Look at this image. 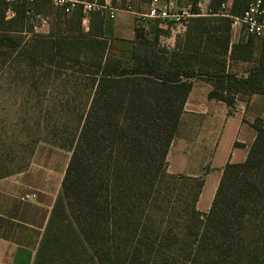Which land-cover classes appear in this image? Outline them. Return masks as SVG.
<instances>
[{"label": "trees", "instance_id": "obj_1", "mask_svg": "<svg viewBox=\"0 0 264 264\" xmlns=\"http://www.w3.org/2000/svg\"><path fill=\"white\" fill-rule=\"evenodd\" d=\"M251 1L234 0L229 15H242ZM223 3L210 0L212 14ZM36 4L0 0L3 47H17L15 33H23L20 27L10 34L6 11L20 22ZM100 15L90 26L97 40L103 38ZM189 21L172 48L142 38L154 22L135 25L129 57L99 62L33 264H264V118L251 124L256 137L246 160L224 167L208 212L196 209L203 176L167 172L166 156L193 80L209 84L208 98L224 103L229 113L237 101L264 95L263 43L252 37L232 43L228 17ZM233 63L250 67L237 75Z\"/></svg>", "mask_w": 264, "mask_h": 264}, {"label": "rangeland", "instance_id": "obj_2", "mask_svg": "<svg viewBox=\"0 0 264 264\" xmlns=\"http://www.w3.org/2000/svg\"><path fill=\"white\" fill-rule=\"evenodd\" d=\"M34 1L39 4L33 7V15H26L20 22L14 20L10 9L5 14L6 22L13 21L8 28L10 34L20 27L23 33H15L21 40L13 49L0 43V181L23 175L40 179L39 188L52 193L60 189L59 181L71 156L70 145L78 137L88 111L99 62L120 54L129 57L123 53L128 52L126 46L119 44L128 39V22L136 21L126 7L145 12L149 0H126L123 5L117 1L114 6L109 0L117 18L110 19L106 12H100V16L106 24L115 28L122 25L125 31L115 38L98 40L90 35L92 17L98 11L65 14L51 0ZM92 2L97 4L96 0ZM201 2L205 4V0ZM233 3L227 0L228 9ZM185 4L186 0H181L180 7ZM79 13L86 19L78 22ZM188 26L190 21L183 25L154 22L141 35L145 41L172 48L176 41L183 40ZM242 39L244 36L231 31L232 43ZM249 67L233 63L230 70L242 75ZM43 169L51 172H41ZM44 180L49 182L45 184Z\"/></svg>", "mask_w": 264, "mask_h": 264}, {"label": "crops", "instance_id": "obj_3", "mask_svg": "<svg viewBox=\"0 0 264 264\" xmlns=\"http://www.w3.org/2000/svg\"><path fill=\"white\" fill-rule=\"evenodd\" d=\"M180 2H175L176 8L180 7ZM209 2L205 0V4ZM116 18L117 14L112 20ZM123 28L104 22L103 37L115 38L125 31ZM127 28L128 39L119 44L126 46L128 52L122 51L129 56L135 41V22L129 21ZM210 90L209 84L192 81L166 156L168 174L203 176L196 204L201 213L210 209L224 167L246 160L256 137L251 124L257 118H264V95H252L246 102L237 101L234 112L229 113L224 103L208 98ZM62 179L59 191L52 193L39 188L40 179H27L23 175L0 181V264L34 263L52 207L61 191Z\"/></svg>", "mask_w": 264, "mask_h": 264}, {"label": "built area", "instance_id": "obj_4", "mask_svg": "<svg viewBox=\"0 0 264 264\" xmlns=\"http://www.w3.org/2000/svg\"><path fill=\"white\" fill-rule=\"evenodd\" d=\"M34 0H28L33 2ZM52 3L65 14H71L80 10L83 14L92 11L106 12L110 19L116 16V10L112 9L109 0L99 5L87 0H51ZM177 0H150L145 12H134L131 6L126 11L135 16L137 27H146L151 22H159L163 25H183L190 19L204 16H223L231 19V31L238 36L252 37L264 45V0H252L242 15L230 16L227 9L228 4L220 5L216 14H212L209 7L201 2L195 5L189 3L176 8ZM27 14H33L28 10Z\"/></svg>", "mask_w": 264, "mask_h": 264}]
</instances>
